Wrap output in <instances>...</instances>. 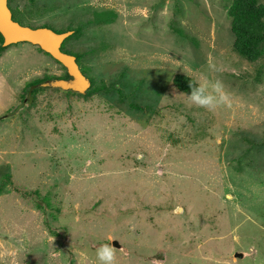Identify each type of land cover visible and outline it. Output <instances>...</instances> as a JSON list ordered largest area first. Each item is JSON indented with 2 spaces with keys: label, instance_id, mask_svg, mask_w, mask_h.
Listing matches in <instances>:
<instances>
[{
  "label": "rangeland",
  "instance_id": "374dc122",
  "mask_svg": "<svg viewBox=\"0 0 264 264\" xmlns=\"http://www.w3.org/2000/svg\"><path fill=\"white\" fill-rule=\"evenodd\" d=\"M230 3L11 0L25 23L80 26L63 48L104 88L19 106L65 70L27 42L0 54V264H100L105 243L114 264H264V62L233 49ZM176 73L219 79L230 105L192 104Z\"/></svg>",
  "mask_w": 264,
  "mask_h": 264
},
{
  "label": "trees",
  "instance_id": "16d2710c",
  "mask_svg": "<svg viewBox=\"0 0 264 264\" xmlns=\"http://www.w3.org/2000/svg\"><path fill=\"white\" fill-rule=\"evenodd\" d=\"M227 14L230 18V29L234 37L232 46L235 52L249 62H256L260 60V64H262L264 62V2H261L260 0H231L230 5L227 7ZM12 19L20 23L21 25L30 26L32 28L47 27L52 29L56 33L73 30V33L63 41L60 50L64 53H68L75 56L76 62L80 60L82 54L63 48V44L66 41L71 39L74 35L76 36L80 32V26H77L76 28L67 27L63 29H54L49 27L45 23L40 25H31L25 23L15 15L12 16ZM2 41L3 38L0 35V54H2V52L7 47L13 45L11 44L7 47H4L2 46ZM38 50L41 51L40 48H38ZM43 53L47 54L45 52ZM54 61L57 62L56 60ZM63 69L65 70L64 67ZM81 72L83 73L82 70ZM56 78L67 79L69 78V76L65 70L64 73L60 76L45 75L41 78L32 79L26 82L22 87V92L20 94L21 105L19 104V106H24L27 103L33 104V100L35 99L38 92L42 89H47V87H42L39 84ZM93 83V78H91V85L89 89H87L84 94H77L79 96H87L92 92H98L100 88H104V84H102L101 86L93 87ZM190 83L195 84L197 82L192 77L181 73L174 74L173 78L171 79V84L173 85V87L177 91H180L185 95L190 94ZM67 92L71 93L73 91L67 90ZM136 108L139 107L136 106ZM8 182L11 181L9 180Z\"/></svg>",
  "mask_w": 264,
  "mask_h": 264
},
{
  "label": "water",
  "instance_id": "95a60500",
  "mask_svg": "<svg viewBox=\"0 0 264 264\" xmlns=\"http://www.w3.org/2000/svg\"><path fill=\"white\" fill-rule=\"evenodd\" d=\"M72 33V30L56 33L47 27L32 28L21 25L12 19L11 12L7 7V0H0V35L3 38L2 46L6 47L20 42H27L37 46L60 63L69 76L67 79L56 78L39 85L84 94L91 85L90 78L81 72L75 56L60 50L62 42ZM112 245L117 247V241H112ZM244 256V253H234L235 258H242Z\"/></svg>",
  "mask_w": 264,
  "mask_h": 264
},
{
  "label": "clouds",
  "instance_id": "9594fccd",
  "mask_svg": "<svg viewBox=\"0 0 264 264\" xmlns=\"http://www.w3.org/2000/svg\"><path fill=\"white\" fill-rule=\"evenodd\" d=\"M209 69L219 72L222 69L215 64H209ZM190 94L185 95L187 99L201 108L214 110L221 105H230L229 94L224 90V86L219 79L212 80L208 76H203L197 83H190ZM96 258L100 264H114L115 249L110 243L102 244L96 249Z\"/></svg>",
  "mask_w": 264,
  "mask_h": 264
},
{
  "label": "flooded vegetation",
  "instance_id": "af4514ba",
  "mask_svg": "<svg viewBox=\"0 0 264 264\" xmlns=\"http://www.w3.org/2000/svg\"><path fill=\"white\" fill-rule=\"evenodd\" d=\"M7 7L9 8L10 12H11V17L14 16V11L11 8V0H7ZM73 31V30H72ZM63 43V42H62ZM62 45V44H61Z\"/></svg>",
  "mask_w": 264,
  "mask_h": 264
}]
</instances>
